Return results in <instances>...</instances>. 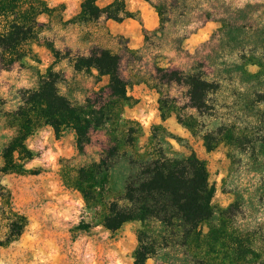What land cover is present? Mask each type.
I'll return each mask as SVG.
<instances>
[{
    "label": "rangeland",
    "instance_id": "obj_1",
    "mask_svg": "<svg viewBox=\"0 0 264 264\" xmlns=\"http://www.w3.org/2000/svg\"><path fill=\"white\" fill-rule=\"evenodd\" d=\"M109 1L96 3L103 6ZM45 2L55 10L48 17L39 16L49 24L40 37L50 40L61 53L68 49L71 54L85 55L98 46L120 55L128 97L120 117L136 123L129 124L133 129L138 124L141 131L133 148H121L124 157L133 159L135 150L160 145L167 154L186 155L191 150L204 161L212 188L214 212L199 226L201 232L218 223L219 209L232 205L227 229L246 236L250 247L237 252L233 264H264V0H124L134 18L106 22L101 16L87 23L67 22L78 12L80 0ZM31 49V54L10 68H0V166L2 149L14 133L8 113L16 108L19 92L36 87L47 66L52 64L62 78L56 84L59 94L74 104L86 97L96 99L93 93L106 82L93 69L74 72L66 59L53 62L40 41L32 43ZM155 67L199 72L217 83L210 95L211 111L202 116L186 107L185 88L159 83ZM159 93L191 131L174 113L159 118ZM153 125L162 129L149 142ZM104 126L119 138L118 125ZM216 127L221 128L220 134L215 133ZM106 128L92 130L81 152L75 148L71 129H63L56 137L50 126L41 125L26 137L24 145L31 157L15 154L26 170L0 173V184L27 219L19 237L0 246V264H131L140 222L130 220L114 231L106 230L99 222V208L87 207L70 183L76 168L97 161L107 147ZM205 131L218 141L211 150L203 144ZM159 138L163 141L158 143ZM117 165L101 185L103 199L119 194L123 168ZM152 226L157 242L165 236L170 243L156 246L145 264L186 263L193 248L172 243L178 235L155 223ZM218 263L231 264L225 258Z\"/></svg>",
    "mask_w": 264,
    "mask_h": 264
},
{
    "label": "trees",
    "instance_id": "obj_2",
    "mask_svg": "<svg viewBox=\"0 0 264 264\" xmlns=\"http://www.w3.org/2000/svg\"><path fill=\"white\" fill-rule=\"evenodd\" d=\"M97 1L80 0L78 12L67 22L87 23L101 16L120 22L124 18L135 17L126 9L124 0H110L103 6L97 5ZM54 10L55 7L48 6L45 0H0V68L8 69L31 54V44L40 41L50 52L53 62L66 59L74 72L93 69L99 77H106V82L93 93L96 99L86 97L82 103L74 104L59 94L56 84L62 78L52 70V64L47 66L36 87L20 91L16 108L8 113L14 133L2 149L0 173L26 170L17 162L15 154L22 158L31 157L24 140L41 125L50 126L56 137L63 129H71L78 152L89 143L92 130L105 129V124L118 125L119 138L110 135V128H106L107 147L97 161L76 168L70 183L80 192L87 207L99 208V222L106 230L114 231L130 220L140 222L136 245L131 251V264H145L156 246L169 245L170 239L165 236L160 237V242L156 241L152 231L154 223L178 235L179 239L172 240V243L193 248V251L189 249L191 254L183 264H219L220 258H225L227 263H235L236 253L250 247L246 236L227 229L232 220V205L219 209L218 223L208 227L206 233H202L199 227L214 212L212 188L207 180L204 161L191 150L186 155L167 154L161 145L141 152L135 150L133 159L124 157L125 151L121 148H133L141 131L138 124L137 129H133L129 124L136 123L120 117L128 100L126 82L120 74L121 57L98 46H92L85 55L71 54L68 49L61 53L50 40L40 37L49 24L40 21L39 16L48 17ZM155 73L159 83H175L185 88L186 107L202 116L211 111L210 95L217 89V83L204 79L199 72H183L176 68L155 67ZM157 110L161 120L174 113L178 122L191 131L167 97L160 93ZM160 128V125L152 126L149 142ZM216 128L215 133L220 134L221 128ZM211 131L202 134L206 150H211L218 142ZM171 138L181 141L176 136ZM161 140L159 138L157 142ZM117 164L123 168L117 183L119 194L103 199L101 185L111 177ZM26 223L25 215L13 206L9 190L0 184V246L17 239Z\"/></svg>",
    "mask_w": 264,
    "mask_h": 264
},
{
    "label": "crops",
    "instance_id": "obj_3",
    "mask_svg": "<svg viewBox=\"0 0 264 264\" xmlns=\"http://www.w3.org/2000/svg\"><path fill=\"white\" fill-rule=\"evenodd\" d=\"M108 21V19H106V22Z\"/></svg>",
    "mask_w": 264,
    "mask_h": 264
}]
</instances>
